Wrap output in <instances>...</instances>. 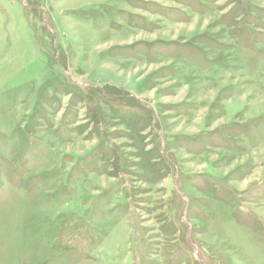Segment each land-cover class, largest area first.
Instances as JSON below:
<instances>
[{
    "label": "rangeland",
    "instance_id": "obj_1",
    "mask_svg": "<svg viewBox=\"0 0 264 264\" xmlns=\"http://www.w3.org/2000/svg\"><path fill=\"white\" fill-rule=\"evenodd\" d=\"M0 264H264V0H0Z\"/></svg>",
    "mask_w": 264,
    "mask_h": 264
},
{
    "label": "trees",
    "instance_id": "obj_2",
    "mask_svg": "<svg viewBox=\"0 0 264 264\" xmlns=\"http://www.w3.org/2000/svg\"><path fill=\"white\" fill-rule=\"evenodd\" d=\"M133 97L135 98V96H133ZM140 105L143 108H146L149 110V107H146L145 104L141 103ZM121 120L123 121L124 124L129 126L131 129L144 130L145 128L148 127V120L143 118L140 114L137 115V114L129 113L125 116H121Z\"/></svg>",
    "mask_w": 264,
    "mask_h": 264
}]
</instances>
